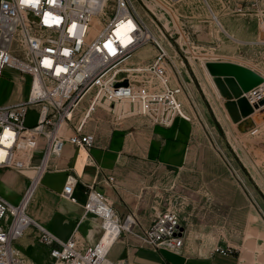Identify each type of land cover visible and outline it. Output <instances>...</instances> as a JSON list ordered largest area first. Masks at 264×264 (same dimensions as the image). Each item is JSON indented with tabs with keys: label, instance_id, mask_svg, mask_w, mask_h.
I'll list each match as a JSON object with an SVG mask.
<instances>
[{
	"label": "built area",
	"instance_id": "built-area-1",
	"mask_svg": "<svg viewBox=\"0 0 264 264\" xmlns=\"http://www.w3.org/2000/svg\"><path fill=\"white\" fill-rule=\"evenodd\" d=\"M154 1L170 14L167 2L179 4L183 0ZM143 5L144 0H0V85L8 69L17 71L24 82L29 78L31 84L26 100L0 105V150L4 153L0 169H13L23 134L32 132L46 142L31 188L21 202L15 205L0 195V264H28L20 241L30 232L38 244L48 248L50 264H131L128 260L110 259L116 244L128 235L141 247L182 254L186 230L179 213L162 212L145 225L132 211L122 217L108 201L106 192L95 184L87 186L84 205L85 215L97 218L102 229L100 240L93 246L80 242L76 233L62 240L28 214L42 177L62 156L67 144L79 152L95 148L97 134L87 130V118L76 121L75 117L89 95L96 94L98 103L104 101L114 115L117 106L127 105L128 115L145 117L162 127H171L176 119L189 121L183 103L187 96L183 80L156 31L141 13ZM246 9L236 5L233 12L241 16L259 14L260 6L252 2L250 12ZM260 14L264 30V11ZM151 18L162 30L160 20L155 15ZM174 24L179 38L190 44L184 26ZM175 43L182 50L180 43ZM249 44L264 48V38ZM147 45L155 49L156 55L138 73L153 74L160 90L135 81L128 70L129 60ZM170 69L176 70L177 84L172 81ZM260 76L264 79L263 74ZM126 80L128 87L116 89ZM246 99L254 112H264V83L250 91ZM30 112L37 114L32 128L27 126ZM6 132L12 137L4 141ZM9 142L11 146L7 145ZM103 182L118 192L114 176H105ZM78 183L76 177H68L64 199L77 202ZM216 252L223 256L234 253L230 247L218 248Z\"/></svg>",
	"mask_w": 264,
	"mask_h": 264
},
{
	"label": "rangeland",
	"instance_id": "rangeland-1",
	"mask_svg": "<svg viewBox=\"0 0 264 264\" xmlns=\"http://www.w3.org/2000/svg\"><path fill=\"white\" fill-rule=\"evenodd\" d=\"M206 2H167L177 14L179 24L184 26L185 37L194 46L196 57L208 55L209 62H230L264 73V48L249 44L264 38L260 14L264 11V0H232L230 5V0ZM252 2L260 6L259 14L241 16L233 12L236 5L250 12ZM144 3L142 14L154 30L158 26L151 15L164 26L162 31L167 40L163 36L162 39L186 88L188 99L184 96L183 103L190 120L176 119L171 127H162L145 117L128 115L127 105H119L114 115L104 101L98 104L86 124L88 131L96 132L97 142L118 135L116 138L129 144L130 154L145 160L122 164L126 174L121 175L123 185L119 187L123 191L119 197L108 189L107 199L114 207L120 201L130 206L136 215L143 216L146 224L162 212L179 213L186 230L188 252L209 254L216 247H230L245 259L264 264V112L243 117L238 101L224 102L222 98V102L211 87L207 94L202 74L192 63L199 64L200 60L181 45L170 14L154 0ZM212 12L219 17L218 24L209 15ZM143 48L129 60L128 67L149 66L156 52L148 45ZM176 70L170 69L174 84L178 78ZM130 75L150 89L160 90L153 74ZM19 76L17 71H5L0 85V105L14 101L17 96L28 98L30 80L20 84ZM217 106L221 118L215 112ZM87 107L85 104L78 108L76 121L84 118ZM36 119V114L31 113L27 126H33ZM178 120L184 126H179L175 136L173 129ZM186 126H189L187 131L183 129ZM132 144L134 147L129 149ZM119 212L126 217L125 211ZM28 214L32 217L29 208ZM31 236L35 240L34 233ZM128 237L123 236L120 243ZM24 253L27 255L26 249Z\"/></svg>",
	"mask_w": 264,
	"mask_h": 264
},
{
	"label": "crops",
	"instance_id": "crops-1",
	"mask_svg": "<svg viewBox=\"0 0 264 264\" xmlns=\"http://www.w3.org/2000/svg\"><path fill=\"white\" fill-rule=\"evenodd\" d=\"M19 83L26 84L21 76H19ZM24 100H26L25 96H17L14 101L6 105L17 104ZM31 113L35 112H30L29 116ZM178 121L173 129L175 136L179 126H184L181 121ZM36 123L37 119L33 126L28 127H34ZM188 127L183 129L187 131ZM116 136L118 135H114L112 140H100L89 152L85 149L79 152L77 148L69 144L65 146L62 156L53 162L52 168L42 177L29 205V211L36 222L62 240H68L76 233L83 244L90 246L97 244L102 236V229L97 218L85 215L87 186L95 184L98 189L107 192L109 188L103 182L104 177L116 176L118 192L114 195L120 197L119 194L123 191L119 187L123 185L120 177L126 174L122 164L145 162L142 156L130 154V150H127L129 144ZM45 147L46 142L43 137L27 132L21 136L18 143L13 169H0V195L10 203L19 204L29 192L34 169L40 165ZM132 147H134L133 144L129 146V149ZM69 176L76 177L79 182L75 193L76 203L62 196ZM115 209L119 214V210L125 211L126 214L130 211L134 212L130 206H126L121 201L116 203ZM137 216L143 221V216ZM152 221L153 219L147 224L144 221L143 223L150 225ZM32 233H28L20 241L23 251L26 249L27 259L34 264H50L48 250L34 240ZM120 241L110 255L113 262L128 260L131 264H258L253 259H245L242 253L223 256L216 252L218 247L209 254L192 253L187 251L185 243L182 254H174L165 250L156 251L141 247L138 241L132 238L122 243Z\"/></svg>",
	"mask_w": 264,
	"mask_h": 264
},
{
	"label": "water",
	"instance_id": "water-1",
	"mask_svg": "<svg viewBox=\"0 0 264 264\" xmlns=\"http://www.w3.org/2000/svg\"><path fill=\"white\" fill-rule=\"evenodd\" d=\"M207 69L211 76L215 78L224 99L227 102L238 101L241 104L243 117L254 113V109L247 99L243 101L241 99L264 83V79L258 73L230 62H209ZM128 85L129 82L126 80L117 84L116 89L128 87Z\"/></svg>",
	"mask_w": 264,
	"mask_h": 264
},
{
	"label": "bare ground",
	"instance_id": "bare-ground-1",
	"mask_svg": "<svg viewBox=\"0 0 264 264\" xmlns=\"http://www.w3.org/2000/svg\"><path fill=\"white\" fill-rule=\"evenodd\" d=\"M208 2H209V0H208ZM208 2H206V3H208ZM159 6H160V4H159ZM163 10V9H162ZM141 11V13H143V11H142V9L140 10ZM170 14H171V16H172V18H173V22H175L176 24H177V26H179V21H178V16H177V14L175 13V12H173L170 8H168V10H167ZM210 15V17H212V20H213V22L215 23V24H218L219 22V17L218 16H216L213 12L212 13H210L209 14ZM166 25V24H165ZM167 26V25H166ZM168 27V26H167ZM156 33H157V36H158V38H159V41H160V44L164 47V49L168 52V54H169V56H170V58H171V60H172V56H171V54H170V52H169V50H168V48H166V46L164 45V39H162V36L165 38V40H167V38H166V36H165V34H164V32L160 29V27H157V31H156ZM179 40L182 42V46H184V47H186V49L188 50V52H190L191 54H192V56H194V57H196V56H198L196 53H195V51H194V46H192V43H188V42H186V40L185 41H183V39L182 38H179ZM183 48V47H182ZM143 49H145V48H143ZM143 49H140L133 57H135L136 55H138L139 53H141V51L143 50ZM214 57V56H213ZM196 58H199V60H200V63L199 64H197V63H195V62H192L193 63V65H194V68H195V70L199 73V74H202L201 76H202V78H203V80H204V83H203V85H204V89H205V91L207 92V94H209V90H210V87L214 90V92L216 93V95H217V97H218V99L219 100H221L222 102H223V100H222V98L224 99V97L222 96V93H221V91H220V89H219V86H218V84H217V82H216V80H215V78L214 77H212L211 76V74L209 73V71H208V69H207V64L209 63V61L207 60L208 59V55H203V56H199V57H196ZM173 62V61H172ZM174 64V63H173ZM140 70V68H136V69H132L131 67H128V70L131 72V73H133V72H138L139 70ZM253 70L254 71H256L254 68H253ZM256 72H258V71H256ZM260 72H258V74H259ZM204 74V75H203ZM263 74V76H264V73H260V75H262ZM246 96L247 95H245L242 99H241V101H243L244 99H246ZM89 100H88V102H86L85 104H88V107L85 109L86 110V112H85V114H84V119H86L87 118V122H88V120H89V118L91 117V115H92V112L94 111V110H96V107L98 106V100H99V98H98V96L95 94V95H89L88 97H87ZM86 98V99H87ZM186 98L188 99V97L186 96ZM85 99V100H86ZM84 100V101H85ZM224 102H227V101H225V99H224ZM85 104H84V102H83V105H84V107H85ZM83 105H81L80 107L82 108L83 107ZM119 108V106H117V109ZM214 109H215V112L218 114V116L221 118V111H220V108L217 106V107H214ZM257 114V113H256ZM187 116V118H188V120H190V117L188 116V115H186ZM11 137H12V135L9 133V132H6L5 134H4V141H6V140H10L11 139ZM7 145L8 146H11V143L9 142V143H7ZM3 156H4V153L0 150V159L1 158H3ZM28 260V259H27ZM28 264H34V263H32V262H30V260H28Z\"/></svg>",
	"mask_w": 264,
	"mask_h": 264
}]
</instances>
